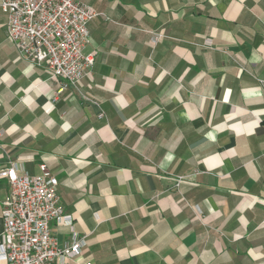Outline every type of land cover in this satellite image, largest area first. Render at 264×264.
Here are the masks:
<instances>
[{
    "label": "crops",
    "instance_id": "crops-1",
    "mask_svg": "<svg viewBox=\"0 0 264 264\" xmlns=\"http://www.w3.org/2000/svg\"><path fill=\"white\" fill-rule=\"evenodd\" d=\"M81 1L79 93L19 57L0 9V171L57 179L85 239L66 264H264V0Z\"/></svg>",
    "mask_w": 264,
    "mask_h": 264
},
{
    "label": "built area",
    "instance_id": "built-area-1",
    "mask_svg": "<svg viewBox=\"0 0 264 264\" xmlns=\"http://www.w3.org/2000/svg\"><path fill=\"white\" fill-rule=\"evenodd\" d=\"M0 9L7 17V41L19 57L43 68L58 92L72 89L79 93L78 83L94 64L93 55L84 53L91 41L87 24L98 13L81 0H0ZM204 45L210 47L211 43L206 40ZM257 82L264 94V79ZM38 168L39 175H29L9 162L0 171L8 187L1 201L0 263L66 264L85 245V239L73 229V217L64 212L57 179L45 164ZM183 180L175 177V187ZM52 225L70 229L69 243L58 245Z\"/></svg>",
    "mask_w": 264,
    "mask_h": 264
}]
</instances>
